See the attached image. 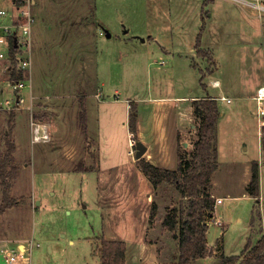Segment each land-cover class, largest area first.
Here are the masks:
<instances>
[{
    "label": "rangeland",
    "instance_id": "1",
    "mask_svg": "<svg viewBox=\"0 0 264 264\" xmlns=\"http://www.w3.org/2000/svg\"><path fill=\"white\" fill-rule=\"evenodd\" d=\"M168 1L180 0H35L31 32L32 98L28 99L26 92L23 107L11 111L15 114L12 139L17 146L14 166L18 173L10 196L17 205L0 215V264H8L1 249L11 246L1 242L4 239H11L12 245L19 244L23 238L28 245L26 242L32 239L30 264H100L103 239L127 244L157 239L158 251L167 249L162 242L166 237L173 238V233L163 226V221L187 200L168 182L152 186L135 159L138 138L135 142L127 127L129 136L123 118L119 124L116 122L117 107L107 104L105 111L100 107L101 114L97 104L129 100L136 110L138 105L143 115H147V101L161 98L168 99L169 104L175 97L203 93L199 81L202 73L198 71L201 67L189 72L188 66L197 62L190 50L196 36L204 32L209 0H202L200 8L189 0L182 11L186 14L185 23L180 20L181 11L169 12ZM231 3L225 1L222 5L234 9L227 23L235 40L246 35L253 44L264 45V16L257 18L255 12L241 10ZM8 4V0H0V6ZM199 15L202 21L195 24ZM218 15L219 12L214 17ZM143 39H146L144 43ZM172 45L177 49L171 50ZM173 57L179 62H172ZM260 62L256 57L239 55L233 62L223 64L225 73L218 78L225 81L229 92L230 89L245 91V85L249 88L264 78V58ZM6 80L1 68L0 98L13 99ZM209 81L210 77L206 84ZM207 90L211 95H222L217 88L208 86ZM109 91L112 93L108 94ZM230 94H227L230 103L217 98L222 114L216 131L219 168L212 178L213 195L221 204L215 207L217 218L208 222V241L213 245L224 232L223 249L228 256L240 254L247 241L255 244L256 238L264 236L261 125L251 116V110L256 112L255 105L248 110ZM90 98L91 106L86 100ZM82 99L85 107L89 105L90 135L87 121L83 125L79 120ZM129 101L125 103L126 116L130 113ZM124 112L121 111V117ZM9 116L10 112L0 110V154L5 151L3 140L8 132ZM32 117L36 123L41 121L40 117L52 123V137L43 141L44 144L33 142ZM112 117L115 119L110 121ZM113 122L118 127L123 122L122 136ZM197 123L196 118L193 124ZM262 133L264 151L263 130ZM195 139L193 129L186 139L178 142L186 141V145L177 143L183 161L190 160ZM177 156L168 166L171 169H167L176 170ZM100 158L103 169L110 161L115 165L110 170H100ZM254 161L259 164L258 199L246 190ZM80 167L94 172H79ZM214 220L222 221L224 228L215 225ZM143 229L148 235H143ZM135 253L137 259L138 256L153 258L149 250Z\"/></svg>",
    "mask_w": 264,
    "mask_h": 264
},
{
    "label": "crops",
    "instance_id": "2",
    "mask_svg": "<svg viewBox=\"0 0 264 264\" xmlns=\"http://www.w3.org/2000/svg\"><path fill=\"white\" fill-rule=\"evenodd\" d=\"M165 1V0H164ZM202 0H193V2H195V4L200 8V6H202L203 1ZM228 2L229 4L231 2H229L228 0H209V3L207 4V10L209 12H207L205 19H207L208 21L205 23V29L204 32L202 34V38L200 41V49L202 51H204L207 55L210 56L212 62H213V66L211 65V68H208V63H211V61H209L206 58L203 57H199L198 55H196L195 53V41H194V45L193 48H191L190 52H192V55H195L197 57V62H199V65L197 64V62L193 61L189 66H188V71L191 72V70L195 71L197 70V68L201 67V69L199 68L198 71L200 70V72L202 73V80L200 81V88L201 90H203V93H199L198 95H192V96H183V97H175L173 99L174 102H170L168 104V99H153L151 101H147L146 103L149 104V109L147 111V115H143L144 113L142 112L141 109H138V105H137V114H138V120H137V138H138V142H141L143 145H145L146 150L144 152V158L147 162H150L151 164H153L156 167H163V168H169V164H172V160L175 159L176 161V156H177V152H178V144H185L186 145V141H184L183 143H178L180 141V139L184 140L187 138V134L189 135V133L194 129V131H196V138H197V130H198V123L193 124V122L196 120V116L194 113V108L192 107V103L194 100H199V99H204L206 97H212L214 99L217 98H221L224 97L226 100L229 99V102H226L225 100L223 102L226 103H230L231 99L230 97H228L230 94V92L233 94L232 98H235L240 105L247 107L248 110L254 109V105L256 107V95H257V91L259 90V88L264 87V78H262L261 80H257L256 82L252 83V85L249 88H245V91H241V90H236L235 92L232 91V89H230V92L225 89V81L219 79V76H222L225 72L224 66L226 62H233V60L237 59L239 57V55H248L249 57L253 56L254 58H257V61L260 62V60L262 58H264V45L263 42H261L258 46V44H253L251 42V39L249 38V36H240L237 41L235 40L234 36H233V31L231 29L228 30V21L230 19H228V16L230 13H233L234 9L232 10L229 7H224L222 5V2ZM189 0H180L177 2L174 1H168L166 3H168V9L169 12L172 10H179L178 13H180L181 19L183 23V17L186 15L184 14L183 11V7L188 5ZM174 3H176L177 5H173ZM235 3V2H234ZM232 5H236L238 8H240L241 10L243 9H248L247 7H242L238 4H233ZM175 6H178V8H174ZM223 6V7H222ZM235 6V7H236ZM236 7V8H237ZM220 8V9H219ZM200 11H202V9H200ZM219 12L218 17H214L216 15V13ZM252 12V11H251ZM253 13V12H252ZM200 19V20H199ZM199 19L195 20V24H199L202 20V15H199ZM214 19V20H213ZM216 19V20H215ZM186 30V29H184ZM240 32V30H239ZM149 38V37H148ZM196 38V37H195ZM146 41V39H143L142 42L144 43ZM171 50L173 49H177V47L175 45H172L171 47H169ZM160 49H162V51H166V48L161 47ZM245 50V51H244ZM166 53L169 54V52L166 51ZM162 60V57H159ZM193 59H191L192 61ZM177 62L178 59L176 57H173L172 62ZM163 62V61H162ZM179 62V61H178ZM184 62H188V59H185ZM197 64L196 66L193 64ZM261 63V62H260ZM173 66V65H172ZM206 72V73H205ZM204 73L206 74V76H204ZM210 77V81L208 84H206V80ZM200 78V79H201ZM206 78V80H205ZM212 78V79H211ZM253 78V77H252ZM213 81H217L218 82V86L214 87L212 86V82ZM32 84V82H31ZM201 84L204 85V88H202ZM208 86L212 89H219L221 94L220 97L214 96L210 94V90L208 89ZM32 88V85H31ZM33 88L30 89V93L32 92ZM29 93V92H28ZM108 94L112 93V92H107ZM224 93L227 95L225 96ZM224 95V96H223ZM87 101H90V106L93 104V100L90 98L89 100L86 99ZM126 101L129 100H124L119 102L118 100H115L114 102L110 101H103V102H99V104H97V110L99 111L100 107L101 109L104 108V111L106 110V105L108 104L109 106L112 105L113 108H116V110H118V115L116 122H118V124L120 123V120L123 118V120L125 121V128L127 133L129 134L128 128H127V121H128V116L127 115V110L125 103ZM85 102V99H84ZM83 102L84 105V110L86 111V115H88V119L86 120V127L87 130L89 132L90 135V129H89V125H90V111H89V105L87 104L85 107V104ZM130 102V101H129ZM217 102V100H216ZM108 107V106H107ZM76 110L78 109V106L76 105L74 107ZM75 110V111H76ZM123 110V115L121 117V111ZM101 111H99L100 113ZM256 112H257V107H256ZM256 112L253 110H251V116L253 118H257V120L259 121L258 123L261 125L260 127V132H259V142H260V148H261V152L263 154V150H262V142H261V133L262 130L264 132V117L263 118H258V116L256 115ZM77 113V111H76ZM102 114V112H101ZM107 115H109V113L106 114V119L108 120ZM65 116V114H64ZM102 115L99 114V117H101ZM222 114L220 115L218 121L221 119ZM87 118V116H86ZM115 117H112V119H110V121L114 120ZM39 120H41L39 122L40 124V129L43 130V132L47 135L48 139H51V135L53 133L54 130H52L51 128V121L49 119L43 120L42 117L39 118ZM217 121V123H218ZM103 120L101 121L102 124ZM216 123V125H217ZM113 124L115 125V122H113ZM104 126V125H103ZM116 128H118V130H120V135L122 136L123 132L125 131V128L123 127V122L121 126H117L115 125ZM100 127V124H99ZM217 127L216 126V131H217ZM102 128V126H101ZM103 129V128H102ZM263 134V133H262ZM130 136V134H129ZM196 140V139H195ZM15 143V147L16 146V142ZM178 143V144H177ZM42 144H44V142H42ZM194 145V144H193ZM95 148V147H94ZM143 156V155H142ZM255 162V161H254ZM263 162V160H262ZM86 164V163H85ZM100 166V170H110L109 168H112L111 165H115L112 164L111 161L109 162V166H105V168L103 169L101 166V158H100V163H98ZM64 165V164H63ZM172 166V165H171ZM65 167L67 168V166L65 165ZM120 166H115V168H119ZM249 167V166H248ZM219 168V161H218V167L217 169L214 171L213 175L216 173V171ZM85 169V168H84ZM171 169V168H169ZM87 170H89L88 172H94L93 170H90L87 168ZM85 172V173H88ZM250 172V171H249ZM211 177V178H212ZM249 177H250V173H249ZM258 177H259V168H258ZM260 179V177H259ZM250 181V179H249ZM249 183V182H248ZM213 178L211 180V188H210V195L213 196L215 198V200L217 201L219 198H217L216 196L213 195ZM38 204V203H37ZM221 203H216L215 202V207L216 205H219ZM215 207H214V217L213 219L217 218V215L215 214ZM147 222H149V217L147 219ZM215 225H217L218 227H222L223 223L220 220H214L213 222ZM209 225L208 224V229H207V234H206V239H207V246L208 248L213 250V256L212 257H208V258H201V259H197L195 264H217V256L220 253L217 249H216V242L220 241L221 242V252L224 253V249H223V236H224V232H222V234L214 241V244L212 245L209 241H208V230H209ZM251 227H253V222H251L250 224ZM164 233V232H162ZM143 235H148L147 230L145 231V229H143ZM143 239V236H142ZM24 238L19 240V244L12 245V240L10 239H4L3 242L4 244H8L11 245L10 247H7L5 249H1V251H3V253L6 255L8 252L9 253H14L15 252H19L20 250L23 251L26 249V244L24 243ZM109 240V239H108ZM157 240V239H156ZM152 240V239H148L147 241L142 242L140 240L137 241H132V243L127 244L125 243V264H174L176 258H177V241L173 238L169 239L168 237H166L164 240L165 241H161L162 243L165 244V246L167 247V249L164 247L161 249V251H158V248L156 247L160 242H158V240ZM113 241V240H111ZM257 241V238H256ZM34 242V241H33ZM101 242V240H100ZM148 242V243H147ZM147 243V245H145ZM162 243L160 244V246L162 245ZM39 244H36V246H38ZM145 246H148L147 248ZM159 246V247H160ZM34 247V246H33ZM9 248V249H8ZM33 249V248H32ZM31 249V252H32ZM7 250V253H5V251ZM144 251H151L152 252V260H150V258H146L145 256H143V258L138 256L137 259V254L135 252H143ZM243 250H241L242 252ZM30 252V253H31ZM240 252V253H241ZM100 253V252H99ZM239 255V254H237ZM31 256V255H30ZM227 257H232V256H228L225 255ZM100 259V257H99ZM168 260V261H167ZM6 261H7V255H6ZM31 261V258H30ZM29 261V264H30ZM100 262V261H99ZM14 264H23L22 260L19 259L18 262H15ZM239 264V263H236Z\"/></svg>",
    "mask_w": 264,
    "mask_h": 264
},
{
    "label": "trees",
    "instance_id": "3",
    "mask_svg": "<svg viewBox=\"0 0 264 264\" xmlns=\"http://www.w3.org/2000/svg\"><path fill=\"white\" fill-rule=\"evenodd\" d=\"M200 36L201 33L196 36L195 53L211 61L210 64L213 66L210 56L200 49ZM10 77L21 78V73L12 71ZM201 86L204 88L203 84ZM83 102V99L79 102L81 111L79 120L85 125L86 111ZM192 107L199 123L197 138L193 143L194 148L189 161H183L179 150L177 152L179 163L176 170L156 167L142 157L137 160L140 170L153 187H157L161 182H168L187 200L185 205H181L177 210L179 215L177 218L174 215L177 211H173L172 215L167 214L163 221V226L173 233V239L177 241V258L174 264H195L197 259L213 256V250L207 246L206 231L209 220H213L216 202L209 192L212 174L218 167L216 123L221 114L216 100L210 96L194 100ZM129 110L127 127L136 142L138 114L133 102H129ZM14 120L15 114L10 112L8 132L3 140L5 151L0 154V215L17 205L10 196L12 182L17 178L18 173L17 167L14 166V153L17 149L12 139ZM262 160L264 165V151ZM258 168L259 164L253 162L250 168V181L246 188L247 193L257 199L259 197ZM78 170L88 172L83 167ZM215 246L220 252L217 256V264H264V236L260 237L255 244H251L250 240L247 241L243 251L232 257H227L221 252L220 241H217ZM99 252L100 264H125V243L122 241L103 239L100 242Z\"/></svg>",
    "mask_w": 264,
    "mask_h": 264
},
{
    "label": "built area",
    "instance_id": "4",
    "mask_svg": "<svg viewBox=\"0 0 264 264\" xmlns=\"http://www.w3.org/2000/svg\"><path fill=\"white\" fill-rule=\"evenodd\" d=\"M7 7L0 6V69L6 73L7 87L14 95V98L5 97L0 98V110L4 112H11L15 109L22 108L26 102L27 96L25 93L29 92L28 99L32 98L30 95L31 89V32L33 23L35 21L34 7L35 0H8ZM240 6L249 8L257 18H262L264 15V0H230ZM12 71L21 73V78L12 79L10 74ZM212 86L217 87L218 82L213 81ZM217 100V99H215ZM221 101L229 102V99L220 98ZM256 115L258 118L264 117V87L259 88L256 95ZM18 107V108H17ZM31 126L34 130V141H45L48 139L47 135L40 129V124L33 121L31 118ZM42 133V134H41ZM216 203H221L218 199ZM26 249L19 251L16 254L7 253L8 264H14L19 259L23 264H29L30 252L34 246L33 240L26 242Z\"/></svg>",
    "mask_w": 264,
    "mask_h": 264
},
{
    "label": "water",
    "instance_id": "5",
    "mask_svg": "<svg viewBox=\"0 0 264 264\" xmlns=\"http://www.w3.org/2000/svg\"><path fill=\"white\" fill-rule=\"evenodd\" d=\"M109 33H106V36L109 37ZM136 154H135V159L139 160L142 155L144 154L146 147L143 145L141 142H137L136 144Z\"/></svg>",
    "mask_w": 264,
    "mask_h": 264
}]
</instances>
